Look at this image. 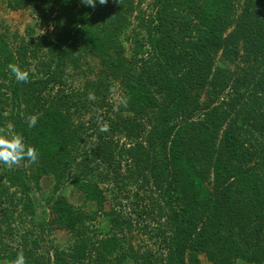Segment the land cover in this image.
<instances>
[{"label": "trees", "instance_id": "trees-1", "mask_svg": "<svg viewBox=\"0 0 264 264\" xmlns=\"http://www.w3.org/2000/svg\"><path fill=\"white\" fill-rule=\"evenodd\" d=\"M41 2L50 30L28 28L20 39L0 32V130L22 134L39 152L35 163L0 172V206H13L2 210L0 259L112 264L118 253L123 262L131 252H119L115 230L131 231L143 212L133 218L112 208L110 230L95 240L88 225L104 210L101 183H111L109 170H97L118 154L133 164L125 179L141 178L166 217L157 228L163 264H201V255L210 264H264V0H151L150 10L145 0L94 9L81 0ZM9 63L27 70L29 82H17ZM49 174L55 192L67 179L98 210L59 193L40 228L66 232L67 248L40 253L38 239L26 237L10 247L3 241L13 238L16 207L32 209V190Z\"/></svg>", "mask_w": 264, "mask_h": 264}, {"label": "rangeland", "instance_id": "rangeland-1", "mask_svg": "<svg viewBox=\"0 0 264 264\" xmlns=\"http://www.w3.org/2000/svg\"><path fill=\"white\" fill-rule=\"evenodd\" d=\"M16 1L17 0H0V32H3L1 30L6 32L10 31L11 36L16 34L18 35V39H20L26 35L28 28H32V30H35L37 33L46 32L51 29L52 23L44 22L41 16V0H30V2L34 4L29 3L28 6L29 0H26L27 2L25 1L26 5L24 7H16ZM150 2L151 0H145L143 8L150 10V7H148ZM128 45L129 44H127V46ZM70 88L71 87H67L68 90L66 92L70 93ZM60 90V87H58V92H60ZM121 94V88L118 85L117 91H113L112 97L114 99H119ZM128 157V155L119 156L116 154L115 158L117 161H113L111 165H108V169H106L107 167H102L101 170H97V173L100 171L107 174L109 170L111 174L108 176L111 179V183H101V186L105 188L106 198L104 210L99 211L96 219L88 223L91 229L90 234H95V236L93 235L94 240L95 237L100 238L105 236L110 230L108 212L112 208H117L118 210L122 209L125 215L133 214V218L136 217L137 214L134 213V211H142L143 217L140 219V224L135 225L131 231H128L125 227V232L122 235L115 230V233L120 235L122 239L119 252H123L124 247H126L131 253H128L126 259L121 263L117 262L119 256L117 253V257H114L113 262H110L112 264H141L143 261L145 264L148 261V264H163V255L166 253V243L159 236L160 231L157 230V228L159 229L162 223H166V217L158 216L155 209L156 207L152 205L156 201L155 197H153L155 192L152 193L151 190H148V187L143 183L141 178H135V176H133L132 178L134 179H125V176L130 174V169L133 165L129 163L130 158ZM3 166L5 165L0 164V172ZM94 168L96 171V164ZM95 171L93 175L97 178ZM12 192H14V188H12ZM59 193L67 196L76 207H82L90 212L98 210V203L87 200L86 195L73 187L67 179L60 190L55 192L54 176L52 174L46 175L44 178H41L39 186L34 187L32 190L31 199L34 203L32 209H25L24 205L17 202L18 197L15 196L17 199H15L16 201H14V203L17 205L20 203V206L18 205L16 207L15 219L11 223L15 229H12L13 238L5 237L3 242L9 243L10 247L20 248L23 244V237L28 239L37 238L39 241L40 253L52 250L54 245L61 247L67 246L69 244V236L66 232L61 230L52 232L48 230L45 231L46 233L44 234L42 233L43 230L40 228L41 224L49 221L51 211L50 198ZM127 193H130V197H128ZM19 197L22 198L23 196L20 194ZM9 208H13V206H0V219L4 215L2 210ZM146 225L148 227L145 229ZM163 226L164 228L166 227L165 225ZM1 236L0 234V238ZM200 259L201 264H210L204 255H201ZM0 264L14 263L5 259H0ZM237 264L246 263L239 261Z\"/></svg>", "mask_w": 264, "mask_h": 264}, {"label": "clouds", "instance_id": "clouds-1", "mask_svg": "<svg viewBox=\"0 0 264 264\" xmlns=\"http://www.w3.org/2000/svg\"><path fill=\"white\" fill-rule=\"evenodd\" d=\"M108 2L109 0H81V3L86 6H90L93 9L97 6V4L105 5ZM7 69L17 82H29V72L22 69L18 64L9 63L7 65ZM89 98L91 99L92 97L90 96ZM121 103L126 106L127 100L122 99ZM27 123L29 128L35 127L37 124V117H28ZM99 130L102 133H107L110 131V126L107 122L101 123ZM38 158V150L32 145L26 144L22 134L0 130V164L6 165L8 168H12L24 159H27L31 163H35ZM14 264H26L25 257L22 253L17 254Z\"/></svg>", "mask_w": 264, "mask_h": 264}]
</instances>
